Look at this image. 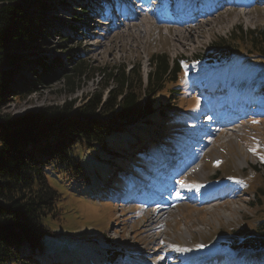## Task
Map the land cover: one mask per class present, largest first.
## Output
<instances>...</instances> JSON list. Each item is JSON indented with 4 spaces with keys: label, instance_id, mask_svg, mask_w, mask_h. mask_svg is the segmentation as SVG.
<instances>
[{
    "label": "rangeland",
    "instance_id": "rangeland-1",
    "mask_svg": "<svg viewBox=\"0 0 264 264\" xmlns=\"http://www.w3.org/2000/svg\"><path fill=\"white\" fill-rule=\"evenodd\" d=\"M61 1L49 0V11L44 17L65 39L49 31L48 45L39 55L47 62L61 60L68 71L71 63L66 60L79 56L87 65L88 78L78 88L77 84L73 85L76 90L72 94L68 93L72 86L66 87L62 81L51 79L50 85L38 87L31 96L6 102L2 110L6 116L15 118L69 103L72 114L91 96L100 95L105 100L114 87L108 78L110 73L122 68L128 73L138 67L144 81L149 71L148 59L153 54H165L170 59L184 56L192 62L199 53H209L218 39L228 41L236 27L249 30L264 25V0H228L231 7L233 3L237 7L233 9L224 4V13L215 17L217 23L212 31L204 32L201 38L194 39V44L183 49L174 46L176 33L166 24V19H155L157 24H153L149 34L141 35L137 30L135 34L134 29L126 28L116 7L130 8L131 0H91V3L90 0H65L63 7ZM81 5L87 11L86 18L76 21L79 30L74 37L68 23H71V13H79ZM173 5L174 2L168 7ZM109 7L114 10L108 17ZM166 13L172 17L176 10ZM144 14L152 20L155 17ZM112 17L111 24L115 26L109 25L108 19ZM118 27H122L121 34H115ZM188 31L183 30L184 34ZM135 36L141 37L144 44L132 41ZM60 45H64L61 50ZM189 67L176 88L184 90L193 83L199 87L200 96H168L167 87L154 95L160 107L182 112L181 122L177 120L179 114L172 113L171 117L176 119L171 125L164 123L167 128L178 131V136L172 139L179 148L166 146L169 143L166 138L162 153L157 146L148 145L143 152L113 159L118 165L116 170L97 165L96 159H86L87 155L96 156L82 151L79 157L82 165L91 170L89 182L69 184L63 178L50 176L49 184L59 195L56 204L59 214L54 219L43 220L51 233L43 237L47 255L58 262L73 258L75 264H108L112 254L107 256V253L114 251L132 257H124L120 264H263L249 253L230 258L225 249L214 243L230 229L246 227L247 218L255 223L264 215L261 212L264 203L259 208L253 196L256 188L263 187L264 175V96H254L258 92L264 94V60L245 54L233 56L230 63L215 71L199 63H191ZM208 90L213 91L214 100L198 113L192 110L200 105L201 99L213 95ZM227 96L236 98V103L227 107L224 101ZM241 109L243 116L238 114L236 117L240 119L233 120L232 126L229 120L232 115L226 118V111L231 114ZM184 113H190V117L185 118ZM146 151L153 161L145 159ZM195 168L197 172L192 171ZM215 171L218 174L214 175ZM148 185L152 186L149 192ZM198 194L205 200L213 197V202L196 201ZM163 203L169 205L164 217L156 221L151 214ZM151 228L155 229L150 233Z\"/></svg>",
    "mask_w": 264,
    "mask_h": 264
},
{
    "label": "trees",
    "instance_id": "trees-1",
    "mask_svg": "<svg viewBox=\"0 0 264 264\" xmlns=\"http://www.w3.org/2000/svg\"><path fill=\"white\" fill-rule=\"evenodd\" d=\"M48 2L0 0V264H75L73 258L58 262L45 252L43 237L51 233L44 227L43 220L54 219L59 214L56 207L59 195L49 184L50 176L63 178L69 184L89 182L91 170L82 165L79 158L82 151L96 156L87 155L86 159H96L97 165L116 170L118 165L113 159L143 152L148 145L157 146L160 153L162 147L179 148L172 139L178 136V131L167 128L166 124L170 122L171 125L176 119L171 117L172 113H178L177 120L181 122L182 112L160 107V102L154 99L155 93L167 87L168 96H200L199 87L193 83L184 90L176 88L191 63L215 71L237 55L264 60V25L249 30L236 27L228 41L218 39L209 53H199L192 62L184 56L170 59L165 54L151 55L144 81L138 67L128 73L124 68L110 73L108 78L114 87L105 100L102 101L100 95L91 96L72 114L69 103L15 118L6 116L2 110L11 98H27L36 93L38 87L50 85L52 80L72 86L68 92L72 94L75 84L78 88L82 80L88 78L87 65L79 56L66 60L71 63L68 71L61 60L55 58L47 62L39 55L48 45L49 31L65 39L47 24L44 15L49 11ZM60 3L62 7L66 5L65 0ZM86 13L83 5L79 13H71L68 25L74 37L79 30L75 23L86 18ZM60 46V50L63 49L64 45ZM143 95L146 96L144 100ZM254 96L264 94L258 92ZM209 98L207 96L206 100ZM206 105V101L200 100V105L192 110L198 113ZM184 114L185 118L190 117V113ZM166 138L169 143L165 146ZM145 155L146 160L152 157L147 151ZM95 177L99 179V174L95 173ZM261 181L263 187L256 188L253 195L259 208L264 203V175ZM246 220V227L230 229L214 245L225 249L230 258L249 252L259 256L261 251L264 258V215L255 223L249 218ZM111 254L107 257L108 264H120L124 257L132 258L115 251L108 252L107 256Z\"/></svg>",
    "mask_w": 264,
    "mask_h": 264
},
{
    "label": "bare ground",
    "instance_id": "bare-ground-1",
    "mask_svg": "<svg viewBox=\"0 0 264 264\" xmlns=\"http://www.w3.org/2000/svg\"><path fill=\"white\" fill-rule=\"evenodd\" d=\"M173 1L172 0H166V2H165V0H162V1L158 0L157 6L161 10L162 16L165 19H168V21H167L168 23H166V22H164V23L169 24L170 28L173 29L172 31H174L176 33L175 39L173 40L174 42H176V44L174 46L179 47V48H183V49L187 48L190 44H194V39L201 38L202 35L204 34V32H211L213 29V25L217 23L214 20L215 17L219 16L223 12L222 11L223 7H226V6L231 7L230 6L231 4L228 2V0H213L211 2L204 1V0H184L183 2H185L187 5H190L191 8L193 10H195L192 14L184 15V16H178L177 14L174 15L175 14L174 13L173 14L174 16H172V17L166 16L167 15L166 12H172L173 9L175 12V10H176L175 8L167 7ZM175 1L181 2L182 0H175ZM203 1L206 4H204V6L202 7V10H201L200 4L203 5ZM210 3H213L211 5L212 8H210ZM226 3L229 5L223 6ZM129 4H130V8L128 11L124 12V15L120 11H118L119 17L122 18L123 20H125L124 22H122L123 25L125 24L126 28L130 27L131 29H134L135 34H136L135 30H137V33H139V34L141 33V35H144L146 32L148 33L150 28L152 26H154L153 24H157L155 22V19L157 20L156 16L152 20V19H149L144 14V12L138 11V9L136 8V4H137L136 0H131L129 2ZM161 4L163 5L162 7H161ZM236 7H237V4L233 3V7H231V8L235 9ZM108 10H109V12L106 15L109 17L114 9H111L109 7ZM130 13L131 14L133 13L135 15H130ZM146 14H148V13H146ZM102 15H103V17H105V14H102ZM199 17H200V19H198ZM99 19H102V18L99 17ZM109 20H110L109 25H114V26L116 25L115 23L111 24L113 21V17L109 18L108 21ZM121 28L122 27H118L116 29L117 31L115 32V34H121L122 33ZM186 29H189L188 34H184V32H183V30L186 31ZM168 30H170V29H168ZM125 36H129V33H126ZM132 41H135L136 43L144 44L142 42L141 37H139V36H135L134 39H132ZM131 43H133V42H131ZM192 171L197 172V169L192 170ZM202 196H203L202 194H198L196 201H203L204 203H207V204H209V203L211 204L213 202V201H211V199L213 197L209 200H205ZM198 198H201V199H198ZM167 205H169V204L163 203L162 207L160 209L156 210L153 214H151L155 218L156 221H160L164 217V213L167 210ZM154 229L150 230L149 232L151 233ZM203 264H212V263L205 262ZM213 264H218V262H213Z\"/></svg>",
    "mask_w": 264,
    "mask_h": 264
},
{
    "label": "snow or ice",
    "instance_id": "snow-or-ice-1",
    "mask_svg": "<svg viewBox=\"0 0 264 264\" xmlns=\"http://www.w3.org/2000/svg\"><path fill=\"white\" fill-rule=\"evenodd\" d=\"M183 184V182H181Z\"/></svg>",
    "mask_w": 264,
    "mask_h": 264
}]
</instances>
